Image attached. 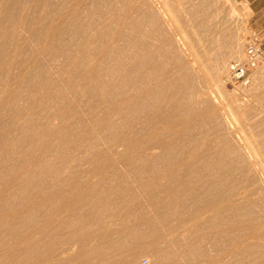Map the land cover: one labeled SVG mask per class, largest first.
Returning <instances> with one entry per match:
<instances>
[{"label": "rangeland", "instance_id": "1", "mask_svg": "<svg viewBox=\"0 0 264 264\" xmlns=\"http://www.w3.org/2000/svg\"><path fill=\"white\" fill-rule=\"evenodd\" d=\"M2 1L5 2V0H1L0 4L3 3ZM25 1L26 0L23 1L25 8L22 7L21 10H16V13L19 12L15 14V17L13 15L11 18L12 21L11 19H7L9 21L5 22L7 25L5 26L6 28H4L6 30L8 29L9 33L3 29V31L6 32H3L4 35L2 37H4V39L0 37V39H2L0 40V42L2 41L0 43L2 47L5 45L7 46L9 40L12 42V39H14L12 43L16 42L15 44H19L20 42L18 49L15 48L17 45H12V43L9 42L10 46H5L4 52L2 51L3 54L0 56V60L3 62L5 61V65L6 63H11L5 66L3 62H0V98L3 95L6 96L5 98L3 96L0 101L3 100V98L7 100L10 96L11 89H6L7 86L13 88L18 83L21 88H24L21 89L19 87L18 90H26L25 92L28 93L25 94L24 91H22L20 95L29 99L27 103L23 101L25 100L24 98L21 101L19 94L15 97L16 99L10 97L8 101L14 102V105L9 103L11 106L6 104L7 107L4 106L2 108L7 114L4 110L1 112L0 107V264H77L78 192L88 196L93 195V198L96 197L94 200L97 208L106 204L107 208L113 207V209L116 208L115 210L127 209L128 211L131 209L130 211L134 213V216L136 213V218L130 219V217H127L123 222L120 221L118 217H114L112 219L114 221L110 220L111 225L109 226V230L112 234L108 237L110 241L107 238L109 245L104 246V256L107 260V264H120V262L124 261L123 259L128 261L130 257L131 260L133 259L134 264H140L143 259H148L151 264H155V262L157 264H264V214L261 220L252 223L251 218L239 220L236 213L237 205L243 200L241 197L245 195V193H247L245 199L249 200L259 196L258 191H260V188L264 191V68H258L252 72V84L249 87L239 88L234 86L230 81L229 72L230 63L236 61L238 58L232 59L227 57V53H225L229 50L228 47L230 46L226 45L230 44L231 40L234 38L233 40L236 46L238 45L237 47L243 48V53L241 54L240 52L239 56L241 58L237 61H244L246 41L255 34L260 38L264 49V31L259 32L252 28L253 25L264 27V15H252L250 6L251 2H253L255 7L257 4H261L263 0H156L157 6H161V1L170 4L172 13L175 15L178 14L177 17L179 21L180 19L182 20L183 26L180 23L181 30H183V27L185 29L183 31L186 32L180 30L179 33L182 32L185 37L189 35L185 38L189 47L187 48V45H184V47L182 46L183 50L180 45L181 51L186 52V55L184 52H181V54L185 56L182 55V63L188 66L189 71L191 70V74L192 72L196 73H193L195 78L197 77L195 83L202 79L201 81L203 83H200V81L197 83L198 88L196 86L199 91H206V88H208V91L215 95H213V100L218 99V103L217 101L215 102L217 106L219 104V107L222 108L224 112H233L231 114L236 116H234L235 123L230 129L217 128L215 120L212 117H210V119L207 117V114L213 116V107H210V103L195 105L197 111L194 117L189 114H183L177 118L176 121H162L160 123H143L142 120L137 118L128 125L115 122L113 126H110L109 121L110 119L112 120V118H108L110 109L107 100L104 101V99H100V96L105 97L108 90L100 89L98 83L100 80L110 82V76L108 77L105 74V68L101 66V78L103 79L98 81V78L90 77L89 73L87 77H85L88 70L85 67L93 62L98 63V59L103 61L104 57L101 53H103L104 44H107V48L113 50H115L114 48L121 47L118 41L114 40L119 39L116 36L118 29H120L121 26L123 27L124 20L120 22L122 19L118 20V14L114 12L116 10L120 11V7L124 5L119 3L120 5L118 8H115L116 10L114 9V11L112 10L113 14L116 15L114 16L111 14L109 16L110 26L107 30V38L104 37L102 39V31L100 34L98 31V33H95V37H98L96 40L95 37H93V32H95L102 21L108 16L101 15V18L99 17L100 20L98 18V21L94 24L90 23L91 18L85 17L83 13H85L84 10L87 11L88 3L91 2V0H74V3L73 0H46L45 2L44 0H39L40 3L38 0ZM66 1L67 3H71V5L69 4L67 6ZM116 1L115 5H117ZM57 3L61 5L59 11L56 10L58 9ZM78 3H80V5ZM192 3L195 6L190 7ZM46 4L47 9L50 8L48 11H46L47 9L45 8ZM31 5L33 6L31 7ZM42 5L44 6L41 8L38 7ZM81 5H83V7H81ZM66 6L67 9H65ZM34 7L37 8L35 9ZM69 7H74V9L72 8L73 11L69 10ZM78 7L84 8V10L81 9L80 12ZM105 7L107 6L105 5ZM39 8L41 11L38 13L37 9L39 10ZM43 8L45 13L42 10ZM192 8L198 9L199 11H196L199 15L201 14V16L198 17V15H191L188 13L191 12L189 10H193ZM218 10H220L222 14L220 12L218 13ZM68 11L70 12L67 14ZM15 12H13V14ZM46 12H50V17L49 15L47 16L48 13ZM120 12L121 15L134 17V19L141 17V13H131L128 11ZM52 13L55 15L52 16ZM71 13L73 17L75 16L74 19L70 17ZM19 14L25 21L26 18H24V16L27 17L28 20L34 17L33 20L30 19V21H26L29 25L24 24V26L27 27L24 28L22 22L20 28L21 18L19 19ZM204 14L207 15L205 16ZM39 15H43L41 16L42 18ZM65 15L70 16L67 18L64 17ZM80 15L84 18H80ZM51 17L53 18L50 19ZM77 17L80 18V20ZM189 18H191V20H189ZM203 19L204 28L200 26V22ZM43 20L46 21L44 22ZM49 20H53L54 22ZM64 20L66 23L64 24V28H62ZM130 20L129 18V21ZM140 20L142 24L140 27L135 28L136 33L141 34L150 32L151 25L148 20L145 17H141ZM43 22L44 24L47 23L48 26L47 24L44 25ZM73 22L77 25L75 26L73 24L74 28H71L70 26H72ZM15 23L17 27H12ZM55 24H59L58 27H61L53 38V41L57 42V45L55 44L54 46L56 50L52 48L55 42L50 43L51 40L44 34L46 29L49 30V28ZM30 25H32L31 29L29 28ZM42 25H44V27ZM38 27H40V29ZM69 27L70 29H68ZM133 28L134 27L129 24L126 31L130 33ZM22 29L25 31H22ZM170 29L171 32H173V26L170 27ZM39 30H43L41 31L42 34H44L43 36L42 34H38L40 32ZM68 30H72L74 34H72V31L68 32ZM18 31L20 35L22 31L23 34L21 37L24 36L22 39L19 38L20 40L17 36ZM32 31H37L34 32L37 38L32 34ZM59 32L61 33L60 36L58 35ZM78 34H81L80 37ZM56 35L58 37H56ZM13 36H16L17 39L15 37L13 38ZM31 37H35L37 43H35L34 41L36 40ZM63 37H65V39ZM237 37L240 40L238 42L236 39ZM24 40L25 44H27L26 46L23 45V47L25 46L23 51L20 45L24 44ZM28 40L31 43L30 47L32 51H35L32 54H29V52H32L31 48L29 47V49H27ZM66 41L71 42V44L68 45L69 42L67 43ZM93 42L96 43L94 44ZM240 42H242V44ZM156 43L159 44V42ZM50 44H52V46H50ZM72 44L75 45L74 49H72ZM34 45L38 46L36 50ZM47 45H49V47ZM59 45H62L61 49ZM101 45L103 46L101 47ZM225 46L228 50L224 48ZM9 48H13V50L15 49L17 52L15 50L14 52L11 50V52ZM41 48L44 49L43 52ZM49 48L51 52H58L59 49L61 51L59 50L58 53L54 52L55 54H51ZM189 48H193L192 50L194 52L192 50L190 51ZM240 48L239 50H241ZM91 49H94L93 55H95L94 53H96V50L99 53L91 57ZM100 50H102V52ZM221 50L226 51L221 53ZM7 52L13 54L10 55ZM15 53H18V56L14 58L13 56ZM20 53H22L24 57L21 56L18 58ZM48 53L52 56V59ZM61 53H63V58L60 57ZM25 54L30 56L26 58ZM217 54L219 56L226 55L225 57L222 56L227 65L226 69H223L224 71L221 70L224 74H221L219 72L220 70H213L216 69V61L222 58L218 57V59H216L218 56ZM7 55L11 57H7ZM73 56H75V58H73ZM97 56L99 58L95 60ZM54 57L57 58V62L53 60ZM24 58L26 59L24 60ZM37 58L39 60L43 58V61H39ZM12 60L15 62L14 64ZM17 60L19 64L16 63L18 62ZM22 60L23 62H21V64L20 61ZM35 60L36 62H34ZM65 60L67 62H65ZM68 60H71L72 63L74 62L72 66H68V64H71ZM91 60L92 63H89ZM205 60L207 62H205ZM37 61L41 65H44H42V67H44L42 68L43 70L40 69L41 65L39 66ZM82 61H84L83 63L85 66L81 64ZM198 61H203V65L205 63L206 67L202 66L204 68L202 72L196 69H190L197 67L199 65ZM211 61L212 64H210ZM26 62H29L31 66H33H30L31 69L38 70V72H40L39 69L41 70L39 74L34 76L36 79L34 83L37 82V86L36 84L30 87L26 85V83H32L30 82L32 80L29 78L28 74L21 71L22 68H24L23 66H26ZM17 65H20L19 69ZM80 65H82L81 68L83 70L81 68L80 70L78 69ZM66 66L69 68H66ZM73 66L74 68L76 66L77 69H74ZM3 67L5 69L7 68L4 70L6 73L3 72ZM9 68H13L14 71L18 70L16 72L17 74L13 70L9 72ZM70 69H73L72 72ZM76 70L77 75L73 77V74H75L73 71ZM211 71L217 72L213 73ZM203 72H206V75H204ZM22 73H25V76H21ZM11 74L13 75L11 76ZM70 74H72V76ZM215 74H217V76H214ZM8 75L11 76L12 79ZM14 75L16 78L15 80ZM26 75L30 80H28ZM44 75L45 77L42 79ZM2 76L6 77L7 80ZM75 77L77 78L75 79ZM216 77L219 80H217ZM198 78L201 79L198 80ZM21 79H23V81ZM12 80H14V83ZM38 82H41L40 86H38ZM204 83L207 84L205 86L206 88H204ZM24 84L26 87H24ZM200 85H203V87ZM31 89L33 93L36 94L35 97V94H29V92H27H32ZM215 90L219 95L215 93ZM219 90L222 92L219 93ZM138 93L142 95L141 90H138L137 94ZM220 94H222L224 98L220 96ZM31 96L34 98L32 99ZM132 96H138L136 95L135 89H130V92L127 93L125 98H130ZM35 98L37 101H35ZM114 99H116V97L111 100L114 102ZM15 103L18 104V106ZM8 107L12 108L10 109ZM8 109L12 111L8 112ZM126 110H128V108ZM111 116L117 117L120 115L111 112ZM10 121L12 125H9ZM22 131L24 133H22ZM41 131L47 132V135H43L42 140L37 141V133ZM167 131L171 132L166 134ZM246 136H248L249 139H247ZM17 137L22 138L19 140ZM24 137L25 139L22 141V145H20ZM72 138H74V140ZM90 139L91 141H89ZM192 139H195L194 143H192ZM235 140H240V143H236ZM15 142L16 144H14ZM230 142L235 147V154H247L248 150L246 147H248L249 144L254 154H260L259 156H261V159H259L260 157L258 156V162L260 163H257L253 169V174H256L255 177L257 181H259L258 183H238L237 178L240 176L238 172H231L228 169L215 170L207 161H202L199 166H195L189 171L184 170V168L190 166L189 163L196 160L197 154L204 153L207 151V148L219 151L223 150L224 146L227 144L229 145ZM24 143H26L25 147L27 146V148L24 147ZM32 143L34 144L31 145ZM49 144H51V146H48ZM152 144L158 146L157 150L153 151L154 153L151 152L153 154H140V151L144 149V147ZM13 145L16 146L14 147ZM17 145L19 146V150L17 149ZM46 145L48 148L50 147V150L46 148ZM32 146L34 147L32 148ZM42 147H45V149ZM51 147L55 148L51 149ZM240 147H245L244 149L246 152ZM254 149H258V151L256 150L255 152L253 151ZM241 173H243L242 170ZM213 184L217 185V187L212 189V191H207L206 188ZM74 189L77 190L76 193L73 191ZM184 201H187V207L190 209L180 208V206H178V202L181 204V202ZM100 202H102L101 205ZM98 203L99 205H97ZM86 204L82 213L88 216L92 204L90 203L91 206L88 203ZM159 208H162L165 214V217L161 220L162 223L154 218ZM87 209L89 210L88 212ZM111 210L112 209H110V211ZM187 210H190L189 214H187ZM254 210L256 212L260 211L256 209V207ZM183 220H186V222H183ZM121 222L125 231L122 232L120 237L118 232L121 228ZM132 222H134V226H136L137 223L139 225L140 232L138 240L136 237L134 239L131 238L128 232L126 233ZM182 223H184V225L180 226ZM157 227L163 229L162 237H160L158 233H155V235L153 234V228L156 229ZM180 227L183 228L181 230L185 229L184 231L188 229L185 235L183 231L179 232ZM192 237L195 238V246L192 250H195L197 255L193 257V259H190L192 258L190 254L191 248L189 247L190 243L187 241ZM63 239L65 242L69 241L71 243L74 240V250L70 255H59L60 246L65 243ZM169 240H172L174 244L170 246L168 250L167 242ZM59 243H61V245ZM55 247L57 251L54 249ZM55 252L58 253V255Z\"/></svg>", "mask_w": 264, "mask_h": 264}, {"label": "bare ground", "instance_id": "2", "mask_svg": "<svg viewBox=\"0 0 264 264\" xmlns=\"http://www.w3.org/2000/svg\"><path fill=\"white\" fill-rule=\"evenodd\" d=\"M1 1V0H0ZM24 0H5V2H3L2 4H0V15H1V17H0V37L1 38H3L4 39V37H2L3 35H4V33H6V32H8V29L6 30L5 28V26L7 25L5 22L6 21H9V20H7V19H11L12 17H13V15H14V17H15V14H18V12L16 13L15 11L16 10H21L22 9V7H24V2H23ZM27 1V0H26ZM25 1V2H26ZM33 1V0H32ZM35 1V0H34ZM39 1V0H38ZM41 1V0H40ZM40 1H39V3H40ZM46 0H44V2H45ZM65 1V0H64ZM69 1V0H68ZM115 1L116 0H91V2H89L88 3V9H87V11H85L84 10V8L82 9L81 7H83V5H81V7H78L79 9H80V12H81V9L82 10H84V12L85 13H83V11H82V13L85 15V17H89V18H91V21H90V23H92V24H94L95 22H97L98 21V18L100 17L101 18V15H107L108 17L106 18V19H104L103 21H102V23L100 24V26L95 30V32H93V37H95V33L97 32L98 33V31H99V34H100V32L102 31V36L101 35H98V36H101L102 37V39L104 38V37H106L107 38V30H108V28H109V26H110V20H109V16L111 15V14H113V12H112V10L114 11V9L116 8H118V6L120 5L119 3H121V4H123L124 6H121L120 8L122 9H120V11H128V12H131V13H134V12H136V13H141V17H145L147 20H148V22L150 23V25H151V30H150V32H145V33H141V34H138V33H136V31H135V28L136 27H140L141 26V24H142V21L140 20V18L141 17H138V18H136V19H134V17L132 18V17H127V16H125V15H121L120 13V11H118V10H116V11H118V12H114V13H117L118 14V20H120V19H122V20H120V22H123V20H124V22H123V27L121 26V28L120 29H118V33H117V38H119L118 40H114V41H118V44H120L119 46H121L120 48H114L115 50H113V49H109V48H107V44H104L105 46H103V45H101V47L103 46V53H101V55L104 57V59H103V61H104V64H103V61L101 60L100 61V59H98L99 57V54H98V56L95 58V60L96 59H98L99 60V62L98 63H95V62H93L92 63V60L89 62V63H92V64H88V66H87V64H86V66L87 67H85V68H87L88 70H87V73H86V76L85 77H87V75H88V73H89V76L90 77H92V78H98V81L100 80V79H103V78H101V70H100V67L102 66H104V68H105V74L109 77L110 76V78L109 79H111L110 80V82H108V81H105V80H100L98 83H99V85H100V89H103V90H108V92H107V94L105 95V97L104 96H100V99H104V101H106L107 100V103H108V107H109V109H110V114H109V119H110V117L112 118V120L110 119V121H109V125L110 126H113L114 124H115V122H118V124H122V125H128L129 123H132V122H134L137 118L138 119H140V120H142L143 121V123H148V122H156V123H160V122H162V121H176V119L177 118H179L180 116H182L183 114H189L190 116H192V117H194L195 116V114H196V111H197V108L195 107V105H198V104H206V103H210V107H213L212 108V110H213V116L211 115L210 116V114H207V117L210 119V117H212L214 120H215V123H216V125H217V128H219V129H222V128H224V129H230V128H232V126L234 125V123H235V115H232L231 113H233V112H231V113H227V112H224L223 111V109L222 108H220L219 107V104H218V106H217V104L215 103L217 100H213V95L214 94H212L211 92H209L208 91V88H206L205 86L207 85V84H205V83H207V82H205L204 84V88H206L205 90L206 91H202V90H198L197 88H198V86H197V83L198 82H200L202 79L201 78H198V80L199 79H201V80H199L198 82H196L195 83V79L197 78H195V76L193 75V73H195V72H192V74L190 73V71H189V68H188V66L185 64V63H182V55L183 54H181V52H184L185 53V55H186V52L185 51H181V48H182V46L184 47V45L186 46L187 45V41H186V39L185 38H187L188 36H186L185 37V35H183L182 34V32H186V31H183V30H185L183 27H182V29L183 30H181V26H180V23H181V25L183 24L182 23V20L180 19V21H179V18L177 17V15H175L174 13H172V11H171V5L170 4H168L167 2H163V1H161V6H157V4H156V0H118V1H116V4L117 5H115ZM207 1V0H206ZM206 1H204V2H206ZM29 2V1H28ZM31 2V1H30ZM55 2V1H54ZM56 2H58V1H56ZM118 2V3H117ZM37 3V2H36ZM47 3V2H46ZM52 3V2H51ZM66 3H67V1H66ZM73 3H74V0H73ZM84 3V2H83ZM32 4V3H31ZM44 4V3H43ZM50 4V3H49ZM53 4V3H52ZM58 4V3H57ZM59 4H60V2H59ZM58 4V9H56V10H58L59 11V7L61 6V5H59ZM71 5V3H67V6L68 5ZM79 5H80V3H78ZM201 4V3H200ZM206 4V3H205ZM204 4V5H205ZM30 5V4H29ZM34 5H35V3H34ZM39 5H41V4H39ZM56 5V4H55ZM55 5H54V9H55ZM64 5H66V4H64ZM105 5L107 6V7H105ZM190 5V4H189ZM189 5H187V6H189ZM204 5H202V6H204ZM33 5H31V7H32ZM44 5H42V6H38V7H43ZM67 6H66V8L65 9H67ZM72 6H74V5H72ZM131 6H132V8H131ZM193 6H195L193 3H192V5L190 6V7H193ZM197 6H199V5H197ZM49 7V6H48ZM75 7V6H74ZM74 7H72L73 9H74ZM190 7H188L189 9H191ZM25 8V7H24ZM35 8V7H34ZM37 8V7H36ZM35 8V9H36ZM39 8V10L37 9V11H38V13H39V11H41V9ZM45 8L47 9V4L45 5ZM52 8V7H51ZM72 8H70L69 7V10H72L73 11V9ZM103 8H106V9H103ZM29 9V8H28ZM45 9V10H46ZM86 9V8H85ZM193 10H189V11H191V12H188V13H190L191 15H198V17H200L201 16V14L199 15L198 14V12L197 11H199L198 9H196V8H192ZM195 9V10H194ZM43 11H44V8L42 9ZM48 10H50V8H48L46 11H48ZM52 10H53V8H52ZM61 10V9H60ZM77 10V9H76ZM173 10V9H172ZM197 10V11H196ZM24 11H26V10H24ZM64 11V10H63ZM62 11V12H63ZM71 11V12H72ZM174 11V10H173ZM13 12H15L14 14H13ZM33 12V11H32ZM65 12V11H64ZM70 11H68L67 12V14L69 13ZM79 12V13H80ZM185 12H186V10H185ZM201 12V11H200ZM218 13L220 12V10H218L217 11ZM33 13H35V12H33ZM43 13V12H42ZM44 13H45V11H44ZM46 13H48V12H46ZM50 13V12H49ZM49 13L47 14V16L49 15ZM55 13V12H54ZM54 13H52L51 15L53 16V15H55ZM73 13V12H72ZM72 13H71V16L70 15H68V16H64V17H73L72 16ZM81 13V14H82ZM204 13V12H203ZM215 13V12H214ZM221 13V12H220ZM26 14V13H25ZM24 14V15H25ZM58 14V13H57ZM61 14V13H60ZM77 14V13H76ZM186 14H187V12H186ZM222 14V13H221ZM22 15V14H21ZM31 15V14H30ZM73 15H74V13H73ZM79 15V14H78ZM98 15V16H97ZM114 16L116 15V14H113ZM205 16L207 15V14H204ZM19 16V19L21 18V16H20V14L18 15ZM40 16V15H39ZM41 16H43V15H41ZM40 16V17H41ZM46 16V17H47ZM202 16H203V14H202ZM204 16V17H205ZM215 16V15H214ZM34 17V16H33ZM33 17H31L30 19H32L33 20ZM37 17V16H36ZM49 17H50V15H49ZM80 18H82L83 16H79ZM180 17V16H179ZM24 18H26V21L28 20L27 19V17H25L24 16ZM42 18V17H41ZM40 18V19H41ZM48 18V17H47ZM47 18H46V20H47ZM53 17H51L50 19H52ZM54 18H55V16H54ZM67 18H66V20H67ZM75 18V16L73 17V19ZM78 18V17H77ZM80 18H78L79 20H80ZM84 18V17H83ZM100 18H99V20H100ZM129 18L131 19L130 21H129ZM194 18V17H193ZM217 18H218V16H217ZM30 19L28 20V21H30ZM49 19V18H48ZM56 19V18H55ZM54 19V20H55ZM78 19H76V20H78ZM205 19V18H204ZM204 19L200 22V26L202 27V28H204L203 26H204ZM14 20V19H13ZM45 20V21H46ZM58 20H60V19H58ZM61 20H62V18H61ZM60 20V21H61ZM70 20V19H69ZM78 20V21H79ZM189 20H191V18H189ZM193 20V19H192ZM11 21H12V19H11ZM10 21V22H11ZM16 22H18L17 20H15ZM25 21V19H23V17L21 18V24H20V28H21V25H22V22H23V27L25 28V27H27V26H24V24L26 25H29L28 24V22H24ZM35 21V20H34ZM33 21V22H34ZM37 21H39V20H37ZM42 21V20H41ZM44 21V20H43ZM44 21V22H45ZM49 21H51V20H49ZM49 21H48V23H49ZM53 21V20H52ZM51 21V22H52ZM63 21V20H62ZM77 21V22H78ZM194 21H195V19H194ZM197 21V20H196ZM9 22V23H10ZM44 22H43V24H44ZM54 22V21H53ZM59 22V21H58ZM58 22H56V23H58ZM68 22V21H67ZM71 22V21H70ZM193 22V21H192ZM30 23V22H29ZM31 23H32V21H31ZM30 23V24H31ZM63 23V22H62ZM66 22H65V20H64V23H63V27L62 28H64V24H65ZM194 23V22H193ZM41 24H42V22H41ZM47 24V23H46ZM46 24H44V25H46ZM53 24V23H52ZM68 24V23H67ZM74 24V22L72 23V26H70L71 28L75 25H73ZM129 24H131V26H133L134 28L131 30V32L129 33V32H127L126 31V28H127V26L129 25ZM44 25H42L43 27H44ZM59 25V24H58ZM58 25H52V27H50L49 28V30H45L44 32V34L45 35H47V37L49 38V40H51V42L50 43H52V42H55L54 43V45L52 46V44H50V46H52V48L54 49V46H55V44L57 45V42L56 41H53V38H54V36H55V34H57L58 33V30H59V28H61L60 26L58 27ZM70 25V24H69ZM77 25V24H76ZM75 25V26H76ZM82 25V24H81ZM87 25H89V24H87ZM9 26V25H8ZM17 27V24L15 23V25H13L12 27ZM31 26L32 25H30V29H31ZM47 26H48V24H47ZM62 26V25H61ZM173 26V28H174V30H173V32H171V29H170V27H172ZM183 26V25H182ZM200 26H199V28H200ZM5 27V28H4ZM10 27H11V25H10ZM19 27V26H18ZM22 27V28H23ZM41 27V26H40ZM40 27H38L39 29H40ZM67 27H68V25H67ZM70 27L68 28V29H70ZM79 27V26H78ZM19 28V29H20ZM23 28V29H24ZM37 28V29H38ZM42 28V27H41ZM66 28V27H65ZM74 28V27H73ZM85 28V27H84ZM176 28V29H175ZM3 29H5V31H3ZM10 29H12V28H10ZM22 29V31H25V30H23ZM30 29H27V30H30ZM86 29V28H85ZM16 30V29H15ZM18 30V29H17ZM21 30V29H20ZM19 30V31H20ZM64 30V29H63ZM81 30H83V29H81ZM180 30L182 31L181 33H179L180 32ZM11 31V30H10ZM13 31V30H12ZM19 31H18V34H17V36H18V39L20 38V39H22L23 37H21V35L23 34L22 33V31H21V35H20V33H19ZM31 31V30H30ZM29 31V32H30ZM40 31V30H39ZM38 31V32H39ZM41 31H43V30H41ZM39 32L38 34H42V32ZM72 30H68V32H71ZM76 31V30H75ZM74 31V32H75ZM4 32V33H3ZM17 32V31H16ZM28 32V33H29ZM34 32H37V31H34ZM34 32L32 31V34L33 35H35L34 34ZM61 32H62V30H61ZM64 32V31H63ZM80 32H82V31H80ZM9 33V32H8ZM25 33V32H24ZM31 33V32H30ZM67 33V32H66ZM12 34V33H11ZM44 34H42V36L44 35ZM60 32H59V36H60ZM72 34H74L73 33V31H72ZM92 34V33H91ZM90 34V35H91ZM14 35H15V33H14ZM65 35V34H64ZM68 35H69V33H68ZM67 35V36H68ZM79 35V34H78ZM81 35V34H80ZM80 35H79V37H80ZM9 36V35H8ZM66 36V35H65ZM12 37V36H11ZM16 38V36H13V38ZM35 37H36V35H35ZM35 37L33 38V37H31L32 39H34V40H36L35 39ZM41 37V36H40ZM46 37V38H47ZM56 37H58L57 35H56ZM71 37H72V39H73V36L71 35ZM8 38V37H7ZM37 38V37H36ZM51 38V39H50ZM64 39H65V37H63ZM74 38H75V35H74ZM81 38H82V36H81ZM91 38H92V36H91ZM98 39V37L96 36L95 37V39ZM100 38V37H99ZM10 39V38H9ZM8 39V40H9ZM17 39V38H16ZM19 39V40H20ZM56 39V38H55ZM70 39V38H69ZM68 39V40H69ZM79 39V38H78ZM83 39V38H82ZM82 39H80V40H82ZM93 39V38H92ZM96 39V40H97ZM234 39V38H233ZM232 39V40H233ZM237 39V42L238 41H240L239 39H238V37L236 38ZM0 40H2V39H0ZM14 39H12V42H14L13 41ZM33 40V41H34ZM39 40V39H38ZM48 40V39H47ZM58 40V39H57ZM61 40V39H60ZM94 40V39H93ZM231 40V42H230V44H227L226 46H229L228 47V49H227V47L225 46L224 48L226 49V50H228V51H224V50H221V53L224 51L225 53H227L226 55H227V57H230V58H232V59H239V58H241V57H239L240 56V52H241V54L243 53L242 52V47L240 48V47H237L236 46V43L234 42V40L232 41ZM70 41V40H69ZM68 41V42H69ZM72 41V40H71ZM181 41H182V43H181ZM188 41H189V39H188ZM2 42V41H1ZM0 42V43H1ZM4 42V41H3ZM9 42L10 43H12L11 42V40H9ZM9 42H8V44H7V46L6 47H9L10 46V44H9ZM17 42H18V40H17ZM28 42H29V40H28ZM31 42H32V40H31ZM35 43H37V40L36 41H34ZM67 42V41H66ZM67 42V43H68ZM76 42V41H75ZM156 42H159V44L158 43H156ZM5 43V42H4ZM16 43V42H15ZM15 43H12V45L13 44H15ZM83 43V42H82ZM81 43V44H82ZM94 43V42H93ZM96 43V42H95ZM94 43V44H95ZM241 44H242V42H240ZM19 44H20V42H19ZM19 44H15V45H17L15 48H19ZM27 44V43H26ZM26 44H25V40H24V44H22V45H20V47H22L23 48V51H24V48H25V46H26ZM34 44V43H33ZM61 44H63V43H61ZM71 44V42H69L68 43V45H70ZM76 44V43H75ZM84 44H85V42H84ZM83 44V45H84ZM9 45V46H8ZM23 45H25L24 47H23ZM29 45V46H28ZM28 45H27V49H29V47H30V45H31V43L29 42L28 43ZM73 45V44H72ZM77 45V44H76ZM82 45V46H83ZM86 45H88V44H86ZM85 45V46H86ZM180 45H181V48H180ZM5 46H1L0 45V56L3 54V50H4V47ZM35 46V45H34ZM48 47H49V45H47ZM60 46V49H61V47H62V45H59ZM64 46L66 47V45L64 44ZM63 46V47H64ZM74 46L75 45H73V48L72 49H74ZM36 48H35V50L37 49V47L38 46H35ZM41 47V46H40ZM58 47V46H57ZM105 47V48H104ZM189 46L187 45V48H188ZM223 47V46H222ZM221 47V48H222ZM14 48V47H13ZM13 48L12 49H10V51L11 50H13ZM31 48V47H30ZM68 48V47H67ZM127 48H128V53H127ZM220 48V49H221ZM223 48V49H224ZM239 48L241 49V50H239ZM7 49V48H6ZM26 49V50H27ZM33 49H34V47H33ZM50 49V48H49ZM52 49V50H53ZM59 49V48H58ZM59 49V50H60ZM64 49V48H63ZM82 49V48H81ZM101 49V48H100ZM183 49V48H182ZM190 49V51L193 49H191V48H189ZM188 49V50H189ZM219 49V50H220ZM15 50V49H14ZM14 50H13V52H14ZM40 50V49H39ZM41 50H42V52H43V50L44 49H42L41 48ZM54 50H56V49H54ZM59 50H58V52H59ZM93 50L94 49H91L90 51L92 52V53H90V54H92V55H90V54H88V55H90L91 57H93V56H96V54L97 53H99L97 50H96V53H94L95 55H93ZM184 50V49H183ZM188 50H186V51H188ZM3 51V52H2ZM6 51V50H5ZM9 51V52H10ZM16 51V50H15ZM31 51H32V48H31ZM61 51V50H60ZM101 52H102V50H100ZM193 51V50H192ZM9 52H7V53H9ZM12 52V51H11ZM17 52V51H16ZM33 52H35V51H32V52H29V54H32ZM39 53H41L40 51H38ZM48 52V51H47ZM50 52H51V49H50ZM55 52V51H54ZM53 51L51 52V54L53 53V54H55V53H58V52H55L54 53ZM68 52V51H67ZM95 52V51H94ZM194 52V51H193ZM6 53V52H5ZM27 53H28V51H27ZM26 53V54H27ZM64 53V52H63ZM63 53H61V55H60V57H62L63 58ZM70 53V52H69ZM188 53V52H187ZM217 53V52H216ZM224 53V54H225ZM10 55L11 54H13V53H9ZM15 54H17V55H15ZM14 54V58L16 57V56H18V53H15ZM25 54V55H26ZM37 54V53H36ZM65 54V53H64ZM72 54V53H71ZM70 54V55H71ZM196 54V53H195ZM10 55H7V57L9 56V57H11ZM34 55H35V53H34ZM43 55V54H42ZM42 55H39L40 57H43ZM48 55H49V53H48ZM87 55V56H88ZM100 55V56H101ZM218 55V54H217ZM221 55V54H220ZM225 55V56H226ZM3 56H5V55H3ZM21 56H23L24 57V55H22V53H20V56L18 57V58H20ZM30 56V55H29ZM28 55H26V58H28L29 57ZM50 56V58L52 57L51 55H49ZM54 56H56V55H54ZM184 56V55H183ZM196 56V55H195ZM222 56H224V55H222ZM222 56H217V58L216 59H218V57H222ZM224 56V57H225ZM23 57H22V59H23ZM59 57V58H60ZM70 57V56H69ZM72 57V56H71ZM80 57H81V55H80ZM102 57V58H103ZM185 57V56H184ZM211 57V56H210ZM216 57V56H215ZM2 58H4V57H2ZM26 58H24V60L26 59ZM36 58V57H35ZM45 58H46V56H45ZM44 58V59H45ZM49 58V57H48ZM49 58V59H50ZM56 57H54V61L55 62H57V58L55 59ZM64 58H65V56H64ZM73 58H75V56H73ZM72 58V59H73ZM88 58H90V57H88ZM101 58V57H100ZM8 59V58H7ZM34 59V58H33ZM32 59V60H33ZM38 59V58H37ZM52 59V58H51ZM91 59V58H90ZM237 59V60H238ZM11 60V59H10ZM39 60V59H38ZM61 60H63V59H61ZM74 60V59H73ZM187 60V59H186ZM210 60V59H209ZM236 60V61H237ZM241 60V59H240ZM6 61H8V60H6ZM18 61V60H17ZM27 61V60H26ZM39 61H43V58H41ZM54 61H52V62H54ZM64 61V60H63ZM69 61V60H68ZM75 61V60H74ZM78 61V60H77ZM181 61V62H180ZM201 61V60H200ZM0 62H3V61H1L0 60ZM5 62V61H4ZM4 62H3V65H5L4 64ZM12 62H13V60H12ZM21 62H23V60L22 61H20V63ZM34 62H36V60L34 61ZM38 62V61H37ZM65 62H67L66 60H65ZM71 62V64H68V66H72V64L74 63H72V61L70 60L69 61V63ZM84 61H82V63L81 64H83L84 66H85V64L83 63ZM186 62H188V61H186ZM203 62V61H202ZM202 62H199L198 61V63H199V65L197 66V67H194V68H190V69H196V70H199V71H201L202 72V70H204V68L202 67V66H205V63H204V65L202 64ZM205 62H207L206 60H205ZM15 62H13V64H14ZM16 63H18L19 64V61L18 62H16ZM32 63V62H31ZM39 63V62H38ZM42 63V62H41ZM2 64V63H1ZM9 64H11V63H9ZM9 64H7L6 63V65L5 66H8ZM22 64V63H21ZM20 64V65H21ZM58 64V63H57ZM61 64V63H60ZM210 64H212V61H211V63ZM19 65V66H20ZM33 65V64H32ZM39 66L41 65L40 63L38 64ZM43 65V64H42ZM42 65L40 66L41 68L40 69H42V68H44V67H42ZM76 65V64H75ZM215 65H216V69H213V67H212V69L213 70H217V71H219L221 74L223 73L222 71H224L225 69H226V67H227V65H226V62H225V60H224V58L222 57V58H219L217 61H216V63H215ZM226 65V66H225ZM18 66V65H17ZM19 66H18V69H19ZM30 66H31V64L29 63V62H26V66H23L24 68H22V70L21 71H23V72H26V74H28V76H29V78L32 80V81H30V82H32L31 84H27L26 83V85L28 86V87H30V86H33V85H35L37 82H35L34 83V81H36V79L34 78V76L35 75H37V74H39L40 72H41V70L39 69V71L40 72H38V70L36 71V70H33V68L31 69L30 68ZM44 66V65H43ZM59 66V65H58ZM81 66L82 65H80L79 67H78V69L80 70V68H81ZM84 66H83V68H84ZM1 67V66H0ZM11 67H13V66H11ZM31 67H33V66H31ZM64 67H65V65H64ZM206 67V66H205ZM208 67V66H207ZM4 68V67H3ZM14 68H15V65H14ZM59 68V67H58ZM57 68V69H58ZM66 68H69V67H67L66 66ZM72 68V67H71ZM73 68H74V66H73ZM75 68H76V66H75ZM74 68V69H75ZM85 68H84V70H85ZM209 68H211V67H209ZM225 68V69H224ZM7 69V68H6ZM5 68L4 69H2L3 70V72H4V70H6ZM17 69V68H16ZM36 69H38V68H36ZM60 69V68H59ZM58 69V70H59ZM77 69V68H76ZM82 69V68H81ZM206 69V68H205ZM224 69V70H223ZM259 69H261V68H259ZM10 70H13V68H9V72H10ZM43 70V69H42ZM71 70V69H70ZM73 70V69H72ZM72 70H71V72H72ZM83 70V69H82ZM195 70V71H196ZM222 70V71H221ZM14 71V70H13ZM18 71V70H17ZM17 71H14L15 73L17 72ZM193 71V70H192ZM198 71V72H199ZM217 71H214L215 73L217 72ZM1 72V71H0ZM43 72V71H42ZM70 72V73H71ZM73 72H75V74H73V77H74V75L76 76L77 75V70L76 71H73ZM82 72V71H81ZM211 72H213V71H211ZM213 72V73H214ZM261 72V71H260ZM4 73H6V72H4ZM21 73V72H20ZM200 73V72H199ZM198 73V74H199ZM206 73V72H205ZM204 72H203V74L204 75H206ZM210 73V72H209ZM14 74V73H13ZM13 74H11V76L13 75ZM17 74V73H16ZM196 74V73H195ZM218 74V73H217ZM217 74H215L214 76H217ZM224 74V73H223ZM258 74V73H257ZM10 75V74H9ZM8 75V76H9ZM41 75V74H40ZM71 76H72V74H70ZM201 75V74H200ZM212 75V74H211ZM7 76V75H6ZM11 76H9V77H11ZM21 76H25V73H22V75ZM70 76V77H71ZM197 76V75H196ZM213 76V77H214ZM219 76V75H218ZM1 77V76H0ZM2 77H4V76H2ZM18 77V76H17ZM26 77H27V75H26ZM45 77V75L42 77V79ZM64 77H65V75H64ZM84 77V78H85ZM199 77V76H198ZM212 77V78H213ZM256 77V76H255ZM5 78V80H7L6 79V77H4ZM28 78V77H27ZM28 78V80H30ZM40 78V77H39ZM77 77H75V79H76ZM215 78V77H214ZM214 78H213V80H214ZM2 79V78H1ZM11 79H12V77H11ZM16 78H15V75H14V80H15ZM23 79H24V77H23ZM23 79H21L22 81H23ZM41 79V80H42ZM109 79H107V80H109ZM216 79H217V77H216ZM215 79V80H216ZM3 80V79H2ZM14 80H12V82L14 81ZM19 80V79H18ZM25 80V79H24ZM27 80V79H26ZM186 80V81H185ZM217 80H219V79H217ZM11 81V80H10ZM40 81V80H39ZM44 81V80H43ZM209 81V80H208ZM221 81V80H220ZM9 82V81H8ZM7 82V83H8ZM19 82V81H18ZM17 82V83H18ZM21 82V81H20ZM26 82H28V81H26ZM210 82V81H209ZM219 82V81H218ZM2 83V82H1ZM6 83V84H7ZM11 83V82H10ZM14 83V82H13ZM16 83V84H17ZM25 83V82H24ZM29 83V82H28ZM34 83V84H33ZM44 83H45V81H44ZM200 83H203L202 81L200 82ZM3 84H4V82H3ZM9 84V83H8ZM16 84H14V85H16ZM19 84V83H18ZM16 85V86H14L13 88H9L8 86H7V88L6 89H11V91H10V96H9V98L10 97H16L18 94H19V96L21 97L20 99H21V101H22V99L24 98V96H22V95H20V94H22V91H24V90H18L19 89V87L21 88V86H19V85ZM74 84V83H73ZM155 84V85H154ZM196 84V85H195ZM217 84V83H216ZM5 85V84H4ZM26 85L24 84V87H26ZM41 85V82H38V86H40ZM47 85V84H46ZM220 85H221V83H220ZM36 86H37V84H36ZM72 87H74L73 85H71ZM196 86H197V88H196ZM201 87H203V85H200ZM216 86V85H215ZM217 86H218V84H217ZM4 87H6V86H4ZM200 87V88H201ZM213 87V86H212ZM5 89V90H6ZM21 89H24L23 87L21 88ZM47 89V88H46ZM130 89H135L136 90V95H138V96H132V97H130V98H125V96L127 95V93H129L130 92ZM144 89V90H143ZM202 89V88H201ZM29 90V89H28ZM138 90H141L142 91V95H139V93L137 94V91ZM2 91V90H1ZM26 91V90H25ZM24 91V93L25 94H28V93H26ZM31 91H32V89H31ZM216 91V90H215ZM21 92V93H20ZM27 92H29V94L30 93H33V91L32 92H30V91H27ZM198 92V93H197ZM222 92V91H221ZM220 92V90H219V93H221ZM1 93V92H0ZM2 93H4V92H2ZM215 93H217L218 94V92L216 91ZM33 94H35V93H33ZM32 94V95H33ZM7 95V94H6ZM24 95V94H23ZM219 95V94H218ZM4 96V98L6 97L5 95H3ZM3 96H1V98L0 99H2V97ZM28 96V95H27ZM36 96V94L34 95V97ZM215 96V95H214ZM220 96H222L223 97V95L222 94H220ZM26 97V96H25ZM32 97V96H31ZM30 97V98H31ZM34 97H32V99L34 98ZM116 97V99H114L115 101L113 102L111 99L112 98H115ZM4 98H3V100H1L0 101V107H1V112L4 110H2V108L4 107V106H6L7 107V105L9 104V103H12L11 105H14L13 103L14 102H10V101H8V99L9 98H7V100L5 99L4 100ZM27 98V97H26ZM26 98H24L25 100H23V101H29V99L27 98V100H26ZM37 98V97H36ZM35 98V99H36ZM224 98V97H223ZM222 98V99H223ZM16 99V98H15ZM20 99H19V97H18V100L20 101ZM10 100V99H9ZM11 100H13V99H11ZM221 100V99H220ZM17 101V100H16ZM35 101H37V99L35 100ZM18 102V101H17ZM16 102V103H17ZM15 103V104H16ZM20 103H22V102H20ZM28 103V102H27ZM217 103H218V101H217ZM7 104V105H6ZM41 104H42V102H41ZM40 104V105H41ZM10 104L8 105V106H11ZM17 106H18V104H16ZM21 105V104H20ZM28 105V104H27ZM17 106H15V107H17ZM26 106V105H25ZM24 106V107H25ZM5 107V108H6ZM21 107V106H20ZM8 108H10V107H8ZM12 108V107H11ZM10 108V109H11ZM14 108V107H13ZM18 108V107H17ZM29 108V107H28ZM128 108V110H126ZM25 109V108H24ZM226 109V108H225ZM18 110V109H17ZM19 110H20V108H19ZM28 110V109H27ZM30 110H31V106H30ZM11 112L12 110H9L8 109V112ZM13 111H14V109H13ZM4 112L7 114V112L4 110ZM15 112V111H14ZM18 112V111H17ZM111 112L112 113H116V114H118V115H120V116H117V117H112L111 116ZM4 113V114H5ZM23 113H24V111H23ZM3 114V115H4ZM8 114H10V113H8ZM15 114V113H14ZM18 114V113H17ZM28 114H29V112H28ZM27 114V115H28ZM20 115V114H19ZM18 115V116H19ZM24 115V114H23ZM5 116V115H4ZM15 116H16V114H15ZM21 116V115H20ZM235 116V117H234ZM25 117V116H24ZM15 118V117H14ZM19 118V117H18ZM27 118V117H26ZM1 119V118H0ZM3 119V118H2ZM9 119H10V117H9ZM12 119V118H11ZM16 119V118H15ZM14 120V119H13ZM29 120V119H28ZM237 120V119H236ZM7 121V120H6ZM12 121V120H11ZM11 121H10V123H9V125H12L11 124ZM27 121V120H26ZM17 122H20V121H17ZM14 123V122H13ZM3 124V123H2ZM7 124V123H6ZM17 124H19V123H17ZM14 125H15V123H14ZM32 130V129H31ZM30 130V131H31ZM24 131V130H23ZM22 131V133H24ZM26 131V130H25ZM36 132V131H35ZM171 131H167L166 132V134L167 133H170ZM47 133V132H46ZM44 131L42 132H38L37 133V141H40V140H42V136L43 135H47ZM50 133H52V132H50ZM21 134V133H20ZM19 134V135H20ZM22 135V134H21ZM49 135V134H48ZM246 135V134H245ZM23 137V136H22ZM21 137V138H22ZM247 137V139H249L248 138V136H246ZM19 140L21 139V138H19V137H17ZM71 138V137H70ZM24 139H25V137L23 138V140H21V142L20 141H18V140H16V141H18V142H20L21 144L20 145H22V141H24ZM73 140H74V138H72ZM244 139V138H243ZM33 140V139H32ZM96 140V139H95ZM35 141V140H34ZM34 141H32V142H34ZM89 141H91V139L89 140ZM236 141V140H235ZM234 141V142H235ZM240 140H238V141H236V143H240L239 142ZM17 142V143H18ZM50 142V141H49ZM195 142V139H192V143H194ZM36 143V142H35ZM95 143H96V141H95ZM94 143V144H95ZM242 143V142H241ZM14 144H16V142L14 143ZM25 144L26 143H24V147H25ZM34 143H32L31 145H33ZM68 144V143H67ZM89 144V143H88ZM93 144V145H94ZM97 144V143H96ZM254 144V143H253ZM252 144V145H253ZM27 145H29V144H27ZM36 145V144H35ZM72 145V144H71ZM70 145V146H71ZM238 145V144H237ZM236 145V146H237ZM245 145V144H244ZM247 145H248V143H247ZM250 145V144H249ZM248 145V147H246L247 148V154H235V147L233 146V144L230 142L229 143V145L227 144L226 146H224V148H223V150H214V149H209V148H207V151H205L204 153H202V154H197L196 155V160H194L193 162H191V163H189V165L190 166H188V167H186V168H184V170H186V171H189V170H191V169H193V167H195V166H199V164H201V162L202 161H207L208 163H210L211 164V166H213V168L215 169V170H219V169H221V170H225V169H228L229 171H231V172H238V174L240 175V176H238V178H237V181H238V183H241V184H243V183H253V184H256V183H258L259 181H257V178L255 177L256 176V174L254 175L253 174V169H254V167H255V165L258 163H260V162H258V158L259 159H261V156H259L260 154L258 153V154H254L253 152H252V148L250 147ZM255 145V144H254ZM14 146V145H13ZM16 146V145H15ZM14 146V147H15ZM18 146V145H17ZM47 146V145H46ZM48 146H51V144H49ZM48 146L46 147V148H48ZM34 146H32V148H33ZM60 147V146H59ZM58 147V148H59ZM98 147V146H97ZM17 148V147H16ZM15 148V149H16ZM25 148H27V146L25 147ZM31 148V147H30ZM29 148V149H30ZM43 149H45V147H42ZM41 148V149H42ZM54 149L55 147H51V149ZM157 148H158V146L156 145V144H152V145H147L146 147H144V149H142L141 151H140V154H153L154 152L153 151H156L157 150ZM241 149H243L245 152H246V150L244 149V148H242V147H240ZM253 148H255V147H253ZM18 150H19V146H18V148H17ZM24 149V148H23ZM22 149V150H23ZM49 150H50V147L48 148ZM59 149H61V148H59ZM97 149V148H96ZM31 150V149H30ZM257 151H258V149H256ZM256 150L254 149L253 151H255L256 152ZM11 151H12V149H11ZM46 151V150H45ZM24 152V151H23ZM151 152H153V153H151ZM25 153H26V151H25ZM41 153H43V152H41ZM40 153V154H41ZM46 153V152H45ZM234 153V154H233ZM28 154V153H27ZM39 154V153H38ZM44 154V153H43ZM6 155V154H5ZM10 155V154H9ZM259 156V157H258ZM202 159V160H201ZM260 161V160H259ZM261 165V164H260ZM263 166H264V164H263ZM262 166V167H263ZM241 170L243 171V173H241ZM174 174V173H173ZM260 174V173H259ZM174 176V175H173ZM258 176V175H257ZM262 178V177H261ZM263 178H264V176H263ZM262 178V179H263ZM87 181V180H86ZM91 181V180H90ZM78 182V181H77ZM84 182V181H83ZM93 182V181H92ZM262 182V181H261ZM78 184V183H77ZM93 184V183H92ZM240 184V185H241ZM217 187V185H215V184H213L212 186H210V187H207L206 188V190L207 191H212V189H215ZM205 189V188H204ZM259 189V188H258ZM75 193L77 192V190H73ZM230 191H232V190H230ZM229 191V192H230ZM256 193V192H255ZM258 197L257 198H255V199H249V200H246L245 198L247 197V193H245V195H243L242 197H241V199L243 198V200L241 201V202H239L238 203V205H237V217L239 218V220H246V218H251L252 219V223H254L255 221H259V220H261V218L263 217V214H264V191L263 190H261V188H260V191H258ZM99 197V196H98ZM96 198V197H95ZM95 198H93V195L92 196H88V195H85L84 193H77V264H107V260H106V258H105V256H104V246L105 245H109V241H110V239L108 238L109 237V235H111L112 233H111V231L109 230V226L111 225V221L110 220H112L114 217H118V219L120 220V221H124L127 217H130V219L131 218H136L135 216H136V213H135V216H134V213L132 212V211H128L127 209H118V210H115V209H113V207H108L107 208V205L105 204V205H102V206H100V207H96V203H95ZM100 198V197H99ZM98 198V199H99ZM97 199V200H98ZM97 200H96V202H97ZM179 200V199H178ZM239 200V199H238ZM104 201V200H103ZM180 201V200H179ZM86 203H88L89 205H90V203L92 204V207H91V210L89 211L88 209H87V212L89 211V215L87 216L85 213L83 214L82 212H83V210H84V207H86ZM101 203L102 202H100V205H101ZM187 201L185 202H181V204H179V202H178V206H180V208H189V207H187ZM97 205H99V203L97 204ZM177 205V204H176ZM91 206V205H90ZM89 207V206H88ZM256 207V209H259L260 211L259 212H256L255 210H254V208ZM229 208V207H228ZM110 209H112L111 211H110ZM190 209V208H189ZM133 210V209H132ZM235 211V210H234ZM81 212V213H80ZM174 212H175V210H174ZM186 212V211H185ZM228 212H229V210H228ZM190 213V210L188 211L187 210V214H189ZM225 213V212H224ZM236 213H235V215H236ZM194 214V213H193ZM180 216V215H179ZM179 216H177V217H179ZM183 216V215H182ZM185 216V215H184ZM188 216V215H187ZM186 216V217H187ZM165 217V214L163 213V209L162 208H159L158 210H157V214L156 215H154V218L157 220V221H161V220H163V218ZM224 217V216H223ZM185 218V217H184ZM228 218H229V216H228ZM182 219V218H181ZM187 219V218H186ZM191 219V218H190ZM137 220V219H136ZM225 220V219H224ZM227 220V219H226ZM112 221H114V220H112ZM222 221H223V219H222ZM122 222H121V228L119 229V235H120V237H121V234H122V232L123 231H125V229H124V227L122 226L123 224H122ZM180 222H181V220H180ZM183 222H186V220L184 221L183 220ZM227 222H228V220H227ZM226 222V223H227ZM249 222H250V220H249ZM161 223H162V221H161ZM225 223V222H224ZM182 225H184V223H182L180 226H182ZM228 225V224H227ZM179 226V225H178ZM227 228V227H226ZM181 229H183V228H181L180 227V229H179V232L181 231H183L184 232V235H185V233L188 231V229H186V231H184V230H181ZM189 231H190V229H189ZM129 233L130 235V237L131 238H137V240H138V238H139V225H138V223L136 224V226H134V222H132L130 225H129V229L126 231V233ZM162 232H163V229L162 228H156V229H154L153 228V234L155 235V233H158L159 234V236L160 237H162ZM178 232V231H177ZM179 234H181V233H179ZM183 234V233H182ZM183 237V236H182ZM181 237V238H182ZM107 238H108V242H107ZM179 238V237H178ZM72 239V238H71ZM184 239V238H183ZM70 240V239H69ZM161 240V239H160ZM63 241H64V239H63ZM66 241H67V239H66ZM187 241V240H186ZM65 242V241H64ZM73 242H74V240H73ZM73 242L71 243V242H65L62 246H60V250H59V255H67V254H71V252L74 250V244H73ZM187 242H189L190 243V245H189V247L191 248H189L191 251H190V254H191V257L192 258H190V259H193V257H195L197 254L195 253V250H192V248L195 246V238L194 237H192V238H189V241H187ZM186 243V242H185ZM60 245H61V243H59ZM174 244V242H172V240H169L168 242H167V245H168V250H169V247L170 246H172ZM188 244V243H187ZM184 246V245H183ZM182 246V247H183ZM182 247H181V249H182ZM55 250H56V247L54 248ZM184 249H185V247H184ZM57 251V250H56ZM165 251V250H164ZM189 250L187 249V252H188ZM241 251V250H240ZM246 251V250H245ZM52 252H54V251H52ZM52 252H51V254H52ZM166 252V251H165ZM181 252V251H180ZM182 252H185V251H182ZM56 253V252H55ZM189 253V252H188ZM57 255H58V253H56ZM187 254V253H186ZM50 255V254H49ZM54 256H55V254H54ZM133 256H134V254H133ZM188 256V255H187ZM53 257V256H52ZM50 258H51V255H50ZM56 258V257H55ZM133 258V257H132ZM134 258H135V256H134ZM188 259H189V256H188ZM124 261H122V262H120V264H134V261H133V259L131 260V257L130 258H128V261L127 260H125V259H123ZM150 264H151V262H150ZM155 264H157L156 262H155Z\"/></svg>", "mask_w": 264, "mask_h": 264}, {"label": "built area", "instance_id": "3", "mask_svg": "<svg viewBox=\"0 0 264 264\" xmlns=\"http://www.w3.org/2000/svg\"><path fill=\"white\" fill-rule=\"evenodd\" d=\"M258 68H264V49L260 38L253 35L246 41L244 61L230 63V81L234 86L247 88L252 84V72ZM140 264H150V261L143 259Z\"/></svg>", "mask_w": 264, "mask_h": 264}, {"label": "crops", "instance_id": "4", "mask_svg": "<svg viewBox=\"0 0 264 264\" xmlns=\"http://www.w3.org/2000/svg\"><path fill=\"white\" fill-rule=\"evenodd\" d=\"M250 6H251L252 15H255V16H258V15H261V14L264 15V0H263V2L261 4H259V5L257 4L255 7H254L253 2H251ZM252 28L254 30H256V31H259V32L264 31V27L253 25Z\"/></svg>", "mask_w": 264, "mask_h": 264}]
</instances>
